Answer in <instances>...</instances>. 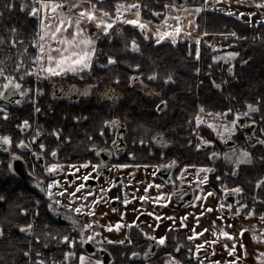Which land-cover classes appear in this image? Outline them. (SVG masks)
<instances>
[{"label": "flooded vegetation", "instance_id": "flooded-vegetation-1", "mask_svg": "<svg viewBox=\"0 0 264 264\" xmlns=\"http://www.w3.org/2000/svg\"><path fill=\"white\" fill-rule=\"evenodd\" d=\"M91 27L94 28L89 23L88 31ZM12 39L17 40V37ZM24 56L28 57L27 54ZM4 57L15 60L11 62L12 66L16 67L19 63V53H0V67L9 64L3 62ZM27 69H20L19 72L16 68L5 69L20 81L21 91L25 95L21 97L17 94L8 101L0 97V104L9 112L8 117L4 118L0 111V135L10 134L13 141L10 146L0 147V196L3 197L0 200V224L4 226L0 249H6L7 246L12 249L21 247L23 258L15 260V264H40L37 253L42 255L46 264H81V256L84 257L83 264H97L98 261H103V264H166L170 256L176 257L181 264H264L255 254L240 248L241 234H237L233 224L229 223L228 216H199L194 213L178 215V210L194 204L198 190L180 178L186 165L180 168L179 161L175 158V139L172 141L164 132L135 135L131 117L124 116L121 108L122 103L126 102L125 98L131 97L135 99V106L151 107L161 113L155 105L164 99L155 86L144 79L143 83H130L119 88L101 86L96 78L98 71L91 69L39 77L35 73H27ZM21 73L27 74L22 76ZM13 100L21 102L16 104ZM117 118L120 123L115 127L103 123L105 120ZM24 120L30 123L27 130L20 127ZM102 127L103 133L99 131ZM56 132L60 135L57 136ZM159 135L163 136L166 143L161 144L153 139ZM33 136L36 139L30 140ZM244 137L238 124L237 133L227 144L224 142L218 147L215 144L206 145L203 149L212 148V152H225L228 150V143L233 141L231 145L239 150L247 142L246 137L243 140ZM20 140L30 142L31 147L21 148L18 143ZM113 141L117 143L113 144ZM41 144L46 147L41 149ZM92 144H96L97 148L93 149ZM105 148L109 151H98ZM53 150L57 151L55 157L52 155ZM37 152L42 153L39 158L35 155ZM12 153H17V157L23 159L13 158ZM210 158L214 162V166H209L214 171L208 172L211 192L220 202L224 200L233 204L237 211V202L243 204L241 193L223 191L221 185L230 190L235 187H228L226 183L219 181L225 173L218 175L217 169L225 167L224 163L231 165V173L234 175L238 174V169L222 156ZM173 160L176 163L170 167ZM88 161L91 163L85 167ZM52 163L61 164L63 170L46 173V165ZM97 164L100 167L94 170ZM10 165L15 168V172L11 171ZM159 165L164 167H158ZM144 171L151 173L155 180L145 183L148 187L151 185L149 188L142 186L144 182L138 178V174ZM33 173L35 177L42 178L45 186L51 180H60V185L53 188L56 201H63L58 204L59 213L47 207L50 201L33 183ZM89 173V178L84 180L83 177ZM213 174L218 175L215 183L211 180ZM81 184L84 187L76 191L77 185ZM128 185L141 188L142 191L138 195H131L127 199L128 203L124 204L126 198L123 189ZM150 188H156V193L148 192ZM63 189L67 191L64 192ZM73 192L76 197H82L89 192L92 195L87 200H73L70 199ZM161 193L169 197L167 203ZM97 196L102 199L96 201L95 215L74 212L78 204H89ZM141 196L146 199H140ZM116 197L119 199H114ZM37 200L40 201L39 205L36 204ZM68 204H72V208H68ZM104 206H108L111 213H102ZM36 207H39L40 212L34 222V231L21 232L18 225L32 223V209ZM233 207L223 209L229 212L234 210ZM21 208H27L29 212L22 213ZM65 212L75 215L81 225L90 224L91 227L80 233L79 228L72 227L73 221L64 215ZM153 213L156 215L153 216ZM231 217L233 219L230 220L234 222L238 219L237 216ZM133 220L138 222L139 227L133 226L130 229L126 225ZM118 221H123L119 230L114 227L110 230L108 225H115ZM144 231L151 235L144 236ZM224 231L235 234V239L223 236ZM194 232L201 234L194 239H188ZM81 234L93 235V239L82 243L79 240ZM37 235L41 236V240L35 239ZM64 235L75 238L76 244L61 240L60 237ZM159 236H166L165 244L154 243L153 237ZM129 239L133 241L132 244L127 243ZM113 240H124L125 243L114 244ZM150 244L153 247L149 258L130 255L133 251H148ZM201 244L204 246L200 249L199 256L189 255V250L194 252ZM28 250H31V256L26 255ZM68 252L74 254L66 258L65 254Z\"/></svg>", "mask_w": 264, "mask_h": 264}, {"label": "trees", "instance_id": "trees-1", "mask_svg": "<svg viewBox=\"0 0 264 264\" xmlns=\"http://www.w3.org/2000/svg\"><path fill=\"white\" fill-rule=\"evenodd\" d=\"M7 2L9 0H0V53L27 54L28 57L23 59L25 65L38 52L33 41L40 35L39 16L30 15V10L33 6L39 7V4L34 3V0H11L15 8H6ZM91 2L97 3L98 7L114 16L117 3L132 4L136 0ZM206 3L207 0H185V5L202 8L196 17V33L201 36L205 33L225 34L228 36L227 46L213 48L203 37L199 42L186 38L176 43L163 40L157 44L155 40L146 38L138 26L118 21L113 25L110 37L101 35L98 38L91 67V70L98 71L96 78L101 86L123 87L131 83V75L142 73L144 81L156 87L167 101L164 113L144 105L135 106V99L131 97L125 98L126 102L122 103L121 108L124 116L131 117L135 135L164 132L172 141L175 139V158L178 159L180 168L185 165L214 166L210 158L213 149L196 147V144L201 143V137L214 141L217 147L223 144L211 128H196V118L201 111L225 113L226 109H232V112L225 115L233 120L236 112L248 111L249 103L256 104L258 109L251 112L247 121H256V133L264 136V21L247 22L236 15L209 9ZM21 4L28 7L21 8ZM140 4L142 17L159 24L164 20L168 7L177 5V0H140ZM156 12L160 15L157 16ZM15 36L17 43L13 44L11 41ZM132 39L140 45L139 51L125 48ZM197 50L200 52L199 58L195 55ZM228 52L239 55L230 59V62L215 59L218 54ZM108 56H115L117 63L107 66ZM13 61V58L4 57L3 62L9 64L3 67L16 68L10 65ZM134 64H140V69H134ZM196 68L201 71L197 73ZM153 71L158 73L156 79L149 78ZM169 74L174 77L172 81L164 79ZM116 76L120 77L119 81L115 80ZM243 140L245 141V137ZM224 166L217 169L218 175L225 173L219 181L226 183L228 187L241 186L244 189L241 193L242 201L245 195L251 204H256L257 215L264 213V202L255 203L257 196L264 198V185L259 188L256 186V181L264 178V146L258 144L253 148V162L243 163L237 175L231 173V165L224 163ZM218 175H212V183L218 181ZM7 247L4 251L0 249V264H15V260L23 258L21 247Z\"/></svg>", "mask_w": 264, "mask_h": 264}, {"label": "snow or ice", "instance_id": "snow-or-ice-1", "mask_svg": "<svg viewBox=\"0 0 264 264\" xmlns=\"http://www.w3.org/2000/svg\"><path fill=\"white\" fill-rule=\"evenodd\" d=\"M84 0H34V3H38L39 7H31L30 15L32 16H40L41 17V23L39 25V31L40 35L37 39L33 41V43L36 45L38 52L36 55L31 56L30 60L33 61L30 68L27 69V73H35L38 77L39 76H53V75H60L63 73H66L68 71H71L73 73L81 72L84 69H91L92 67V59L95 56V53L97 51L96 49V39L93 38L92 35L88 34L87 30L82 26L83 21H87L90 24H92L95 28V32L98 36L100 35H106L111 36L113 25L117 24V22H123L125 24H131L138 26V28L141 30L142 33H144L145 37H147V32L145 31L146 27H150L147 25L146 21H142L140 17V11L141 8L140 0H136L135 3L132 4H121L117 3L115 7V15L113 16L112 13L108 12L102 7H98L97 3L91 2L89 0L91 6L85 7L83 6ZM65 6L67 7V10H65ZM6 8H15V4L9 0L5 4ZM28 6L26 4H21V8H27ZM171 7L175 8V5H172ZM196 7V11H202V8L200 6H194ZM76 8L78 9L77 13L75 14V19L73 18V15L71 13V9ZM135 10V16L137 18L128 19L124 13L125 12H131ZM51 14V16L49 15ZM0 14H2V9H0ZM157 16L160 15L159 12L155 13ZM171 13H169V16ZM55 17L56 19H53ZM177 19H181V17H177ZM168 17L166 16L164 19V23L167 24ZM72 28L74 31L71 33V35L68 34V29ZM15 31V29H13ZM183 31V27L180 24H176L174 27L169 26L166 29H159L155 31V37H156V43L160 44L161 41L165 40L166 38H169L172 43H176L178 37L180 36V33ZM187 35V33H185ZM235 35V34H233ZM199 39V38H197ZM13 44H16L17 41L15 39H12L11 41ZM55 42V43H53ZM125 48H131L133 51H139L140 45L137 43L135 39H132L130 44H126ZM27 52V49L24 50ZM56 53V54H53ZM196 57L199 58L200 52L197 50L195 53ZM239 55L238 53H229L228 56H236ZM23 55L20 57V62L16 65V71L19 72L20 69L24 66L23 65ZM215 59H220V57H215ZM108 64L107 66H111L115 63H117V58L115 56H108L107 57ZM134 69L139 70L141 65L140 64H134L132 65ZM195 71L199 73L201 71L200 68H196ZM231 71V69H230ZM27 73H21V75H25ZM158 76V73L153 71L149 78L150 79H156ZM0 77L3 79H0V97H3L5 101H8L10 97H14L15 95L19 94L21 97L25 95L24 91H21V83L19 80L16 79V76L13 74H9L4 67H0ZM120 77L116 76L115 80L119 81ZM143 74L140 75L133 74L129 77V80L135 84V83H143ZM166 81H172L174 77L172 75H167L164 77ZM217 87H222V85H217ZM30 92L31 89H28ZM39 91V89L37 90ZM149 94H154L149 92ZM13 103L19 104L20 100H13ZM163 105V107H162ZM155 107L163 112L167 108V101L161 100L159 104H156ZM258 105L249 103L247 105L248 111L244 112H236L235 119H233L230 122V125H225L223 128V131H220V129L217 127V125L213 122L212 127L216 128L217 135L220 139L225 141V144H227V141L231 140L233 137V134L237 133L238 131V124L240 122V118L242 116L248 117L250 116L251 112L254 109H258ZM201 110H203V106H201ZM0 111H2L4 118H7L9 115V112L7 108L4 107L3 104H0ZM36 111H39V109H36ZM227 112H232V109H226L225 113H216V116H223ZM77 119H80L77 117ZM196 122L199 124L201 122L203 123H209L208 121H202L199 116L196 118ZM105 125H111L115 127L120 123L119 119H113V120H105L103 122ZM251 123H256V121H251ZM21 128L27 130V128L30 127V123L28 120H24L23 123L20 125ZM39 129H37V132ZM99 131L101 133L104 132V128H100ZM56 135L59 136L60 133L56 132ZM123 135V133H121ZM36 137L33 136L30 138V140H35ZM70 139V138H69ZM153 139H157L158 143H166L163 136L160 135L158 138L154 137ZM250 141L253 140L252 137H249ZM12 136L10 134L0 135V147H4L5 145H11L12 144ZM256 143L264 144V137H261L260 139L255 140ZM19 146L21 148L25 147H31L30 142H25L24 140L18 141ZM116 141H113V144H116ZM140 143H144V141H140ZM191 143V141H189ZM214 144V141L212 140H205L203 137H201V143L196 144L197 148H203L206 145H212ZM41 149L45 148L46 146L41 144L39 145ZM91 147L93 149L97 148L96 144H92ZM98 151H109V149H98ZM36 157L39 158L42 153H35ZM52 155L55 157L57 155V151L53 150ZM210 156L213 159H216L217 157H223L226 159L229 163L234 164L236 169H239L241 164H250L253 162V156L252 153L249 152L245 148H239L237 150L236 146L229 145L228 150L225 152H212L210 153ZM13 158H19L23 159V157H17V153H12ZM88 163H91L90 161L85 163V167ZM176 161L170 162V167L175 165ZM100 165L97 164L95 166L94 170L99 169ZM119 167H125V165H119ZM158 167H164V165H159ZM10 169L12 172H15V168L10 165ZM46 173H56L57 170H63V166L61 164L52 163L50 165H46L45 167ZM71 171H75L76 169H70ZM200 171L208 173L214 171L213 168L203 165L201 166ZM91 174H86L83 179L87 180ZM155 175V173H154ZM183 175V173H181ZM34 180L33 183L36 184L41 191L46 195L48 200L50 201L47 204L48 208H51L53 211L59 213L60 208L58 207V204L63 203V201H56V193L53 192L54 186L60 185L59 179L51 180L47 185L42 182L41 177H35V173H33ZM67 179V177H66ZM199 175L197 176V180H199ZM204 180H208V176H204ZM262 185H264V178L256 181V186L259 188ZM84 187L83 184L77 185L76 191H80ZM151 187V185H149ZM223 188V191L225 192H235L237 194L243 193L244 189L237 185L234 189H228L221 185ZM64 192L67 191V189H63ZM103 191V189H101ZM63 194L62 192L60 193ZM92 195L91 192L85 194L82 197H76L75 192H73L70 195V199H81V200H87L88 196ZM162 197H165L164 202L167 203L169 197L165 193L160 194ZM3 197L0 196V200H2ZM102 199L101 197L97 196L95 199L91 200L89 204L80 203L74 208L75 213H90L92 215H95V207H96V201ZM114 199H119V197H116ZM140 199H146V197H140ZM196 199H199L197 197ZM257 200H260L261 197L257 196ZM128 200H124V204H127ZM238 203V207L240 208H248L247 204H240ZM36 204L39 205L40 201L37 200ZM68 208H72V204L67 205ZM222 209L224 207L231 208L232 205H219ZM20 211L22 213H28L29 209L27 208H21ZM255 205L253 204L251 207V210L247 212L249 216L255 215ZM32 212L34 215L32 216V223H25V224H19L18 227L21 230V232L25 233H32L34 231V222L36 219V216L39 215L40 209L39 207H36L32 209ZM126 214V213H124ZM203 213H200L198 215H202ZM64 215L68 216L70 219H72L73 228H79L80 233H84L85 229L91 227L90 224L81 225L79 220L76 219L75 215L72 213L65 212ZM153 216L156 214L153 213ZM261 218L264 219V213H261ZM92 223H95V221H92ZM198 223V221H197ZM123 224V221H118L115 225H108L109 229L116 228L119 230L121 225ZM128 228H132L133 226L139 227V224L136 220L131 221L129 224L126 225ZM243 231L241 230V235H243ZM95 233H93L94 235ZM201 233L194 232V235L192 237H189L188 239H194L195 236H199ZM223 236L225 237H231L235 239V234L230 233L228 231H224ZM4 235V226L0 224V237ZM48 235H51L49 233ZM93 235H80L79 240L80 242H86L93 239ZM144 236H150L151 234L147 231L143 232ZM36 240H41V236L37 235L35 236ZM63 241H69L72 245L76 244L75 238H70L69 235H64L60 237ZM166 236H159V237H153L154 243H158L159 245H163L166 243ZM254 239H264V236H257L254 234ZM112 243L114 244H120L123 245L125 243L124 240H113ZM127 243L132 244L133 241L129 239ZM205 243H207L205 241ZM102 246V245H101ZM203 244L199 245L195 251L189 250V255H200V249L203 248ZM153 245L150 244L148 246V251L146 252H138L133 251L130 253L132 257L137 256H144L145 258H149L151 256ZM227 247V245H225ZM246 248V245H245ZM178 250V249H177ZM232 251H235V249H232ZM74 253L68 252L65 254L66 258L71 257ZM26 255L31 256L32 252L31 250H28L26 252ZM38 259H40V264H46V261L43 260L42 255L40 253H37ZM84 257L81 256V264H83ZM260 259L264 260V257H260ZM54 264H61V262H54ZM97 264H103V261H98ZM166 264H181L179 260L176 259V257H171L166 262ZM203 264V262H201Z\"/></svg>", "mask_w": 264, "mask_h": 264}, {"label": "rangeland", "instance_id": "rangeland-1", "mask_svg": "<svg viewBox=\"0 0 264 264\" xmlns=\"http://www.w3.org/2000/svg\"><path fill=\"white\" fill-rule=\"evenodd\" d=\"M185 3V2H184ZM207 7L209 9H215V10H220V11H225L229 14L236 15L240 17L241 19L251 22V23H258V22H263L264 21V0H207L206 3ZM83 6L87 7V5ZM175 11L178 12L180 10V16L181 19L178 20V23L175 22L170 25L174 27L176 24H180L183 27V31L180 33V36L178 37V40L181 39H190L193 41L199 42V40L203 37L204 40L213 48H219L222 46H227L228 41L227 38L228 36L225 34H215V33H205L202 36L198 33H196V7L190 6L188 4L186 5H175ZM186 10V11H185ZM78 9L73 8L71 9V13L73 15V18L75 19V14L77 13ZM140 11V10H139ZM185 13V17L184 14ZM51 16V14L49 13ZM128 19H133L137 18L135 16V10L131 12H125L124 14ZM142 21H146L147 25L150 27H146L145 31L147 32V37L151 39H155V31L159 29H166L169 26H162L160 24L163 23V21L159 24L153 23L151 21H147L145 18L142 17L141 12H140V17ZM53 19H55L53 17ZM39 23H41V17L39 16ZM88 24L89 22L83 21L82 26L87 30L88 34H90V31H88ZM74 31V29L69 28L68 29V34L71 35V33ZM187 33V35L185 34ZM91 35V34H90ZM96 37H98L97 34H95ZM199 38V39H197ZM169 39V38H166ZM228 53H220L217 55V57H220V59L227 60L229 61L232 59L234 56L229 57ZM23 55L25 58L24 54H19V57ZM107 61V59H106ZM20 62V61H19ZM230 62V61H229ZM32 65V61L29 62V64H25L21 69H27L30 68ZM232 66V65H231ZM132 83V82H131ZM202 121H208L209 123H195L196 128L199 127H209L211 128L212 131L215 132L217 135V130L216 128L212 127V123L214 122L217 127L220 129V131H223V128L225 125H230V122L232 121L229 119L227 115L223 116H216L215 112H205L201 111L200 114L198 115ZM247 118V117H246ZM248 123H251L249 120ZM235 136V134H233ZM256 136L260 139L262 136L259 135V133H256ZM219 138V136L217 135ZM264 137V136H263ZM220 139V138H219ZM222 143L225 141L220 139ZM260 144V143H258ZM257 144V145H258ZM247 142H244V148L247 149L249 152L252 153L253 156V148L255 149L254 145L251 147ZM264 146V144H262ZM210 146V145H208ZM201 167L198 166H193V165H186L181 173L183 175H180V178L183 180L188 181L193 188H196L198 190L197 197L199 199H196L194 204L189 205L187 208H182L177 211L178 215H183L185 213L189 214H200L203 213L202 215L199 216H228V221L229 223H232L234 226V229H236L237 234L241 233V230L243 231V235L240 236L239 238V245L240 248L243 249V251H250L252 254H255L257 257H259V261L264 262V260L260 259V257H264V239H254V234L257 236H264V219L261 218V215H255L249 216L247 212L251 210V207L253 203L248 201V198L244 195L243 196V204H247L248 208H240L238 207V210L236 211L233 207V211H225L224 209H220L218 206L221 205H228L226 201H221L218 200V197H215L213 193L211 192V189L208 186V180H204V176L207 175L208 173L200 171ZM142 174H138V178L142 180V183L144 187L149 188L145 183L153 182L155 181L153 179V175L151 173H145L141 172ZM199 175L200 179L197 180V176ZM124 190V196L126 199L130 198L131 195H138L142 189L141 188H133L131 186H126ZM158 191V190H157ZM148 192L150 193H156V188L155 189H148ZM102 196V193L100 194ZM142 197V196H141ZM264 198L261 197L260 200L255 199V203H263ZM256 205V204H254ZM225 208V207H224ZM227 208V207H226ZM230 209V208H228ZM244 211L241 213V211ZM102 213H111L109 210L108 206H104L101 209ZM231 216H237L238 219L235 220H230L233 219ZM106 217V216H103ZM246 245V248H245Z\"/></svg>", "mask_w": 264, "mask_h": 264}, {"label": "water", "instance_id": "water-1", "mask_svg": "<svg viewBox=\"0 0 264 264\" xmlns=\"http://www.w3.org/2000/svg\"><path fill=\"white\" fill-rule=\"evenodd\" d=\"M185 2V0H177V4L179 5H183ZM65 10H67V7L65 6ZM90 34L93 36L96 34L95 32V28H90L89 29ZM163 107V105H162ZM239 126L240 129L243 131L246 139H247V143L251 146L257 145L258 143L255 142V140L259 139L256 135V129H257V125L256 123H252V124H248L247 123V118L246 117H241L240 118V122H239ZM160 136V135H159ZM249 137H252L253 140L250 141ZM233 141H230L228 144L231 145Z\"/></svg>", "mask_w": 264, "mask_h": 264}, {"label": "crops", "instance_id": "crops-1", "mask_svg": "<svg viewBox=\"0 0 264 264\" xmlns=\"http://www.w3.org/2000/svg\"><path fill=\"white\" fill-rule=\"evenodd\" d=\"M84 5H87V7H90L91 6V4H90V2H88L87 0H84ZM172 6V5H171ZM171 6H169L168 7V9H167V13H166V16L168 17V20H167V24H165L164 23V21H163V23L162 24H160V25H162V26H170V25H172L174 22H175V20H176V22L178 23V20L179 19H177V17H179L180 16V10L178 11V12H176L175 11V8H173V7H171ZM196 9V8H195ZM186 11V10H185ZM225 12V11H224ZM169 13H171V15L169 16ZM198 13L199 12H196V17H197V15H198ZM184 15V17H185V13L183 14ZM165 16V17H166ZM55 18V17H54ZM56 19V18H55ZM165 19V18H164ZM94 39H96V41L98 40V38H96V37H93ZM153 40H155L156 41V38L155 39H153ZM165 40H168V41H171L170 39H165ZM53 43H55V42H53ZM96 49H97V42H96ZM53 54H56V53H53ZM96 54V53H95ZM95 57V56H94ZM94 59V58H93ZM93 59H92V63H93ZM84 70H89V69H84Z\"/></svg>", "mask_w": 264, "mask_h": 264}]
</instances>
